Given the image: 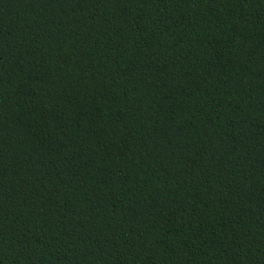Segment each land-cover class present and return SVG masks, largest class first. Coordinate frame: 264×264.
<instances>
[{"label": "trees", "instance_id": "obj_1", "mask_svg": "<svg viewBox=\"0 0 264 264\" xmlns=\"http://www.w3.org/2000/svg\"><path fill=\"white\" fill-rule=\"evenodd\" d=\"M0 264H264V0H0Z\"/></svg>", "mask_w": 264, "mask_h": 264}]
</instances>
